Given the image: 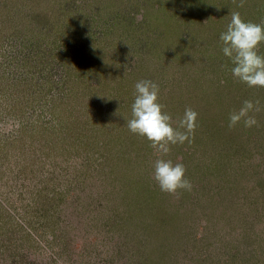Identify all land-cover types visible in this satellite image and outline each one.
I'll return each instance as SVG.
<instances>
[{"label":"rangeland","instance_id":"rangeland-1","mask_svg":"<svg viewBox=\"0 0 264 264\" xmlns=\"http://www.w3.org/2000/svg\"><path fill=\"white\" fill-rule=\"evenodd\" d=\"M239 2L0 0V264H264V88L232 76L220 41L231 12L264 24V0ZM28 13L66 23L57 56L84 81L52 110L6 82L62 75L32 47L42 20ZM141 80L173 121L199 114L164 157L191 191H161L156 151L127 127ZM245 100L260 101L258 124L229 128Z\"/></svg>","mask_w":264,"mask_h":264},{"label":"clouds","instance_id":"clouds-1","mask_svg":"<svg viewBox=\"0 0 264 264\" xmlns=\"http://www.w3.org/2000/svg\"><path fill=\"white\" fill-rule=\"evenodd\" d=\"M245 3L246 0H240L238 7H244ZM220 41L224 56L233 65L232 76L250 88H264V54L259 52L264 43V24L245 22L238 11L231 12V21L221 33ZM164 109L165 105L160 103L159 85L151 80H141L135 84L132 118L127 120V127L133 134L146 138L156 151L154 179L160 190L169 194H176L179 190L191 191L185 165L164 157L171 152V146L192 142L199 114L188 107L178 121H173ZM260 111L259 100H245L230 114L229 128L241 121L245 127L256 126L255 113Z\"/></svg>","mask_w":264,"mask_h":264},{"label":"trees","instance_id":"trees-1","mask_svg":"<svg viewBox=\"0 0 264 264\" xmlns=\"http://www.w3.org/2000/svg\"><path fill=\"white\" fill-rule=\"evenodd\" d=\"M41 17H43V19H41ZM26 19L29 22L42 20L39 27L34 26L33 24H30V23L27 24V28L30 30V33H34L33 34L34 40H39L38 42L33 40L34 42L31 43V45H32V47L35 46V50L39 51V53L44 51V53L46 54V56H47L45 58L46 64H44V67L47 65H52L51 69H53V70L57 67L58 68L61 67V69H59V72L62 71V75L60 76L59 79L50 78L51 83L49 84V86H48L47 82H43V81L41 82V80L40 81L37 80V81L33 82L32 79H24V81L21 84L19 82H17V80L16 81L13 80V78L6 81L5 79L8 77H5V79H3V80H5L8 84L11 81H13L14 83L9 84L13 87L16 86L17 84H19V88H21V89H23L22 87L28 88V92H30L29 97H27V95L25 96L27 99L26 103L28 106L30 104H32V103H29V100H31L33 103H38L39 108H41V106H42L44 109L50 108L52 110V107L57 106V102L59 100L63 101V99H65L64 95L73 97V95L76 96L78 94V91L79 92L81 91L80 87H79L78 90L76 89L75 92H71V88H73L72 84H74V82L78 85L84 81L81 79L80 75H75L78 72L72 73L71 68L69 69L70 70L69 71L70 73H69L68 69L64 67V63L59 58L62 56H57L58 54H62L66 51V48H64V50H63V47L61 46L62 44L66 43V40L63 39V37L66 33L64 31H66V28H67L66 23L61 22V20H60L59 24L52 23L47 17L44 19V16L40 15V13H33V14L28 13V14H26ZM17 32L28 35V32L26 31V29H24L23 26ZM96 32L97 31H95V34H96ZM51 35H53L52 38H51ZM38 37H41V38L37 39ZM61 47H62V50H59V49H61ZM65 47H66V44H65ZM58 50H59V52H58ZM1 80L2 79L0 77V82H1ZM83 85H86L88 90H90L93 87V81L90 80L86 83H83ZM46 86H48V87L45 88ZM63 87H64V89L61 92L60 88H63ZM8 90H10V89H8ZM65 91H68V92H65ZM71 94H73V95H71ZM8 97L13 98L14 97L13 93H10V95ZM10 100L12 101L13 99H10ZM32 108H34V109H32ZM32 108L29 109L27 111V113L30 112L33 115V112H36V111L38 112V110H39L33 106H32ZM20 109H22L21 112L26 111L23 107H21ZM53 109H55V108H53ZM21 114H23V113H21Z\"/></svg>","mask_w":264,"mask_h":264}]
</instances>
